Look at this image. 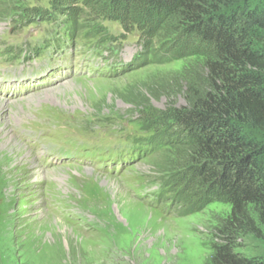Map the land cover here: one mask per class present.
Returning <instances> with one entry per match:
<instances>
[{"label":"rangeland","instance_id":"1","mask_svg":"<svg viewBox=\"0 0 264 264\" xmlns=\"http://www.w3.org/2000/svg\"><path fill=\"white\" fill-rule=\"evenodd\" d=\"M89 1L101 4L100 0ZM70 2L65 0L60 7L65 9ZM26 4V0H16L10 7L12 14L0 15V50L8 59L30 33L39 36V44L49 29L47 24L37 30L33 25L34 32L27 33L15 25L14 18L19 10H26ZM122 7L119 13L131 11L144 20L149 36L165 28L162 20L145 9L124 4ZM11 27L10 43H6ZM110 31L117 36L118 28L111 27ZM155 36L156 42L166 39ZM175 37L171 47H181L183 53L172 64H150L117 78L92 77L87 67L86 77L60 72L27 95L0 90V264L210 263L213 246L223 242L219 230L229 206L203 195L188 168H175L185 159L180 146L185 138L182 133H169L174 132V124L169 122H173V111L185 106L189 71L201 73V58L188 55L197 41ZM137 44L135 33L121 41L118 62L130 63L139 49ZM57 49L64 57L68 54L66 48ZM93 62L101 64L100 59ZM55 66L51 62L46 67ZM37 67L34 66L40 74L43 68ZM47 92L50 97L45 99L43 94ZM147 112L156 115L166 127L169 148L149 146L145 157L123 167L121 173L105 175L116 158L108 153L110 147L148 144L150 139L135 124L139 115ZM41 127L51 130L47 140L28 137L24 132ZM67 136L73 139L63 146ZM76 141L89 144L86 155L100 156L88 164L85 157H81L80 164L62 165L50 164L54 156L48 163L45 157L42 159L50 151L69 153ZM19 143L23 147L20 152ZM171 173L188 183L184 202H195L189 213L183 214L186 205L176 203L173 195L163 189L164 178ZM238 243L245 247L236 248L238 254L264 258L262 242L247 236L239 238Z\"/></svg>","mask_w":264,"mask_h":264},{"label":"trees","instance_id":"2","mask_svg":"<svg viewBox=\"0 0 264 264\" xmlns=\"http://www.w3.org/2000/svg\"><path fill=\"white\" fill-rule=\"evenodd\" d=\"M15 1L0 0V15L12 14ZM63 1L26 0V10L17 17L26 26L61 18L71 39L85 30L86 38L98 37L103 46L113 38L102 22L118 23L124 32L138 34L145 53L144 61L126 74L179 61L183 49L170 44L175 36L197 41L188 55L201 58V73L189 71L185 106L175 109L169 122L174 124L169 133L185 138L180 145L185 159L175 168H188L203 195L229 206L219 230L223 242L213 246L209 264H264L263 257L235 250L245 248L238 240L247 236L264 244V0H100V5L71 0L66 10L60 7ZM123 4L145 9L165 28L149 36L140 16L118 12ZM155 35L166 39L156 42ZM151 114H140L136 125L150 136V145L165 150L171 142L168 131ZM163 189L186 205L183 214L192 211L195 202H184L188 183L177 173L164 178Z\"/></svg>","mask_w":264,"mask_h":264},{"label":"bare ground","instance_id":"3","mask_svg":"<svg viewBox=\"0 0 264 264\" xmlns=\"http://www.w3.org/2000/svg\"><path fill=\"white\" fill-rule=\"evenodd\" d=\"M43 97L45 98V99H47V97H50V94H49V92H47V93H44L43 94ZM43 99V98H42ZM9 140H10V138H9ZM18 146H19V149H17L18 150V152H20V151H22V149H23V147H22V145L19 143V144H17ZM32 164V163H31ZM1 173V172H0Z\"/></svg>","mask_w":264,"mask_h":264}]
</instances>
